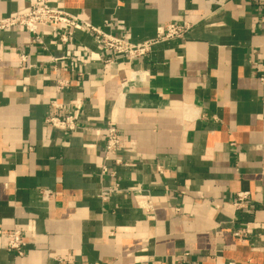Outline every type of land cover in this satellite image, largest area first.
Wrapping results in <instances>:
<instances>
[{
    "label": "crops",
    "instance_id": "obj_1",
    "mask_svg": "<svg viewBox=\"0 0 264 264\" xmlns=\"http://www.w3.org/2000/svg\"><path fill=\"white\" fill-rule=\"evenodd\" d=\"M48 5L134 44L189 30L134 59L88 32L64 46L45 27L42 45L0 32V264H264V2ZM28 8L0 0V17ZM55 99L76 112L73 132L46 125ZM109 125L125 139L121 164L107 163L115 181L101 172ZM14 227L27 229L21 257L5 249Z\"/></svg>",
    "mask_w": 264,
    "mask_h": 264
},
{
    "label": "built area",
    "instance_id": "obj_2",
    "mask_svg": "<svg viewBox=\"0 0 264 264\" xmlns=\"http://www.w3.org/2000/svg\"><path fill=\"white\" fill-rule=\"evenodd\" d=\"M28 2V11L10 17H0V32H25L29 35L32 44L42 45L41 27L48 29L50 35L60 44L65 45L73 37L74 31L88 32L94 43L103 52L110 53L113 56L120 55L127 59L141 58L149 54L152 47L158 43L168 40L183 39L189 30V24L180 25L170 23L158 28L156 37L153 40L134 44L128 42L123 37H117L112 34L105 33L94 26L81 22L78 18L59 9L49 7V0H26ZM252 3H262L264 0H247ZM261 24L264 25V16L260 18ZM21 65L26 61L27 55L22 53L20 56ZM59 59H53L54 62ZM72 64V62H71ZM54 71H58L54 68ZM264 82V78L262 79ZM69 86V80L56 79L55 90L57 94H62L64 89ZM51 108L54 110L52 115L45 119L46 125L62 132H73L77 128L76 112L71 111L68 105L60 103L58 100L50 102ZM125 139L118 129L109 125L105 133V144L103 151V165L101 167L102 174L108 175L115 181L116 172L107 166V163L113 162L115 166L121 164L118 158L119 152L123 149ZM119 190V185L112 182L111 185L101 192V198L106 200L111 194ZM50 192L44 191L43 197H48ZM248 193L240 192L236 194V199L233 205L237 209L244 208ZM5 249L8 252H13L21 257L24 254V248L27 245V229L25 227H14L13 229L4 232ZM235 236H240L242 233L237 231ZM173 264H185L183 261H177Z\"/></svg>",
    "mask_w": 264,
    "mask_h": 264
}]
</instances>
